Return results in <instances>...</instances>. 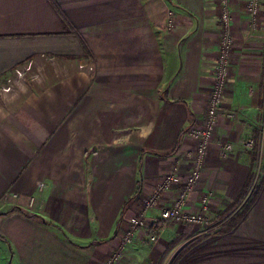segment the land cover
I'll return each mask as SVG.
<instances>
[{
    "label": "crops",
    "instance_id": "crops-1",
    "mask_svg": "<svg viewBox=\"0 0 264 264\" xmlns=\"http://www.w3.org/2000/svg\"><path fill=\"white\" fill-rule=\"evenodd\" d=\"M248 1L231 0V77L184 207L211 193L218 226L140 228L116 264H264V0L255 25ZM220 32L219 0H0V88L27 74L0 90V264L104 263L143 198L190 168L186 130L206 115ZM256 170V198L237 206Z\"/></svg>",
    "mask_w": 264,
    "mask_h": 264
},
{
    "label": "built area",
    "instance_id": "built-area-1",
    "mask_svg": "<svg viewBox=\"0 0 264 264\" xmlns=\"http://www.w3.org/2000/svg\"><path fill=\"white\" fill-rule=\"evenodd\" d=\"M221 31L220 48L218 51L217 63L214 69V82L209 95L206 115L202 124H191L187 127L186 134L195 143V149L191 154L190 168L181 172L178 164L173 167L156 189L147 197L143 198V206L139 214L132 218L130 227L122 236L121 245L104 261L103 264H116L123 254L124 249L133 241L135 232L140 228H150L152 226L164 227L173 223H187L203 227L202 233H208L218 225L213 224L208 216L209 204L212 198L211 193H204L200 199L199 211H187L185 203L188 195L198 185L202 168L206 161L209 148L213 142L215 127L217 125L218 115L225 92L231 77L232 70V50L234 48V37L232 34V9L231 0H219ZM261 9V0H249L246 4V12L251 17L253 25L257 23L258 15ZM175 25L174 12L169 13L168 27ZM25 70H19L17 76L21 78ZM1 91H10L9 88H0ZM232 114L229 115L231 117ZM256 141L247 139L245 146L254 148ZM233 148L231 142L222 144L221 153L227 154ZM167 190H177V197L169 207L161 209L158 216L151 217L148 211L159 205L162 194ZM151 241L156 240V235H151Z\"/></svg>",
    "mask_w": 264,
    "mask_h": 264
},
{
    "label": "rangeland",
    "instance_id": "rangeland-1",
    "mask_svg": "<svg viewBox=\"0 0 264 264\" xmlns=\"http://www.w3.org/2000/svg\"><path fill=\"white\" fill-rule=\"evenodd\" d=\"M220 38H221V36H222V31L220 32ZM220 45V44H219ZM220 48V47H219ZM233 52V51H232ZM263 58H264V53H263ZM21 70H25L24 68H21ZM232 71V70H231ZM26 77H27V74H23V76L21 77V78H19L18 77V79L19 80H17V82H15L14 84H12V85H9V86H6L5 88H9L10 87V91H13V90H16L17 92L20 90V87H18V86H20V84H21V82H23V81H26ZM21 80V81H20ZM2 89H3V87H1ZM225 97V96H224ZM204 119H205V117H204ZM204 119H203V121H201V122H199V123H203L204 122ZM248 139H254L256 142H257V138H254V137H250V138H248ZM247 140V139H246ZM255 155H256V157L257 158H259V160H260V157H259V153H257L256 151H255ZM260 164H261V162H259ZM264 164H262L261 165V167L263 166ZM258 170H256L255 171V173L254 174H252L251 175V181H250V183H249V188H247L248 189V191H247V193L245 194V195H247V196H245V201H246V203H247V200H248V198H249V194L254 190V188L255 187H257L258 186V184L260 183L259 181H260V178H261V173L258 171ZM243 203H245V202H243L242 201V203H238L237 204V206H242V205H244ZM234 208H236V206L234 207ZM214 229H216V228H214ZM213 229V230H214ZM212 231V230H211ZM211 231H209V232H211ZM208 232V233H209ZM205 234H207V233H205ZM205 234H203L202 236H205ZM155 241V240H154ZM0 259H1V263H2V258L0 257Z\"/></svg>",
    "mask_w": 264,
    "mask_h": 264
},
{
    "label": "trees",
    "instance_id": "trees-1",
    "mask_svg": "<svg viewBox=\"0 0 264 264\" xmlns=\"http://www.w3.org/2000/svg\"><path fill=\"white\" fill-rule=\"evenodd\" d=\"M250 181H251V177L249 178V180H248V185H249V183H250ZM247 188H249V186H247ZM258 186L257 187H255L254 188V190L251 192V194H250V196H249V198H248V200H247V205L245 204V205H243V206H245L244 208L245 209H247L248 208V206H249V204L251 203V202H253L254 201V199L256 198V196H257V194H258ZM248 190V189H247ZM247 190L245 191V192H247ZM241 201V200H240ZM240 201H238V203H240ZM242 206V207H243ZM237 207V206H236ZM15 210H17V211H19V212H21V213H24V214H26L25 212H23V211H21L20 209H17V208H13L11 211H15ZM5 214V213H4ZM1 215H3V213H0V216ZM27 215V214H26ZM30 216H37V215H30ZM239 216H237L236 214H233L231 217H230V219H228L226 222H225V224L223 225V227L221 228V231H227L228 229H230L231 227H232V225L234 224V221L238 218ZM153 227V226H152ZM160 228V226H157L156 228H155V231L157 232L158 231V229ZM156 234V233H155Z\"/></svg>",
    "mask_w": 264,
    "mask_h": 264
}]
</instances>
